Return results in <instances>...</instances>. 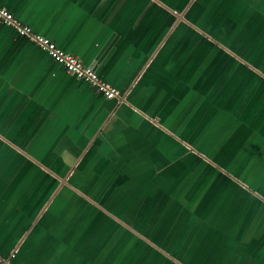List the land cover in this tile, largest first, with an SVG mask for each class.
<instances>
[{
  "label": "crops",
  "instance_id": "crops-1",
  "mask_svg": "<svg viewBox=\"0 0 264 264\" xmlns=\"http://www.w3.org/2000/svg\"><path fill=\"white\" fill-rule=\"evenodd\" d=\"M0 7L121 93L104 98L0 22L7 264H264V174L263 200L241 203L222 171L264 172V0ZM209 175L210 206L189 204ZM208 212H224L217 226Z\"/></svg>",
  "mask_w": 264,
  "mask_h": 264
},
{
  "label": "built area",
  "instance_id": "built-area-1",
  "mask_svg": "<svg viewBox=\"0 0 264 264\" xmlns=\"http://www.w3.org/2000/svg\"><path fill=\"white\" fill-rule=\"evenodd\" d=\"M0 22L5 26L12 27L19 36H24L32 40L40 49L45 51L52 60L62 65L67 73L89 84L104 98L121 99L119 90L112 87L104 80H101L90 66L85 65L78 57L63 51L48 38L33 34L29 26L14 18L12 13L3 7H0ZM0 264H7L3 260L1 254Z\"/></svg>",
  "mask_w": 264,
  "mask_h": 264
},
{
  "label": "rangeland",
  "instance_id": "rangeland-1",
  "mask_svg": "<svg viewBox=\"0 0 264 264\" xmlns=\"http://www.w3.org/2000/svg\"><path fill=\"white\" fill-rule=\"evenodd\" d=\"M179 135H181L180 133H178ZM176 137H177V139H179L180 140V137L178 136V135H176ZM203 147V146H202ZM204 149L206 148V147H203ZM196 149V148H195ZM197 149H198V151L199 150H203L202 148H199V147H197ZM179 151H180V153H182L181 151H182V148H179ZM198 151H196V153H198ZM208 152V155L211 157V158H214L211 154H210V152L209 151H207ZM195 153V154H196ZM201 154V153H200ZM202 157L210 164V165H212L213 167H215L216 165H215V163H212L210 160H209V158L208 157H206V155L204 156V155H202ZM206 157V158H205ZM198 164L199 163H195V166L197 167L198 166ZM264 167V166H263ZM216 168V167H215ZM217 168H219V166H217ZM228 170H230L229 168H227ZM224 173L223 174H225L227 177H230L231 178V180H233L235 183H237V184H239L240 186H242L243 187V189H245V194H243V196L241 197V203H245V202H247V203H250L251 202V198H250V194H253L255 197H257L259 200H263V196L262 195H258L257 193H255L254 192V189L256 190V189H259L258 188V186H257V183H259L263 178H260L261 177V175H263L264 174V172H262V173H257V174H259V176L258 177H256V175H254V176H250V174L251 173H246V174H244V175H248V176H238V177H235L234 178V176L232 175V174H230V173H228V172H226L225 173V170H222ZM230 171H232V170H230ZM234 173H236L235 172V170H234ZM229 174V175H228ZM239 175V174H238ZM207 176V175H206ZM240 177V179H238ZM197 178L198 177H196V180H197ZM217 177H215V178H213V177H210V175H209V180H207L206 179V177H203L201 180H199V178H198V180L196 181L195 180V184H193V186H194V191L191 193V195L189 196V197H187V198H189V204H197V203H201V205H203V206H205L204 204H206L208 207L210 206V204H207V202L206 203H204L203 204V202H205L203 199H202V195L200 194V193H198L199 192V190H201V189H203V190H207L208 189V187H209V183H210V187H211V184H218L219 183V181L216 179ZM242 179L246 182H243L242 181ZM211 181V182H210ZM207 182H209L208 184H207ZM176 187H178V188H181L182 187V184L180 183V182H178V184H177V186ZM191 187V186H190ZM263 195H264V190L262 189V188H260V190H259ZM207 196H209V193H207ZM204 199H207V197H204ZM211 199H214L213 200V202L215 201V198L212 196V198ZM181 202V201H180ZM216 205H217V203H216ZM215 205V206H216ZM206 211V210H205ZM201 212H204V211H201ZM195 213V212H194ZM254 214V215H256V212H250V211H247V214L248 215H250V214ZM224 214V212H212L211 214H209V212L208 213H206V215H205V218H206V220H207V222L208 223H210L212 226H217V224H215V223H213V222H216L217 220H219V219H222V215ZM237 222H238V220H241V219H235ZM219 230L220 229H224V228H218ZM224 233H226V230H224L223 231ZM202 256V255H201Z\"/></svg>",
  "mask_w": 264,
  "mask_h": 264
},
{
  "label": "water",
  "instance_id": "water-1",
  "mask_svg": "<svg viewBox=\"0 0 264 264\" xmlns=\"http://www.w3.org/2000/svg\"><path fill=\"white\" fill-rule=\"evenodd\" d=\"M177 18L182 19V16L180 14H176Z\"/></svg>",
  "mask_w": 264,
  "mask_h": 264
}]
</instances>
